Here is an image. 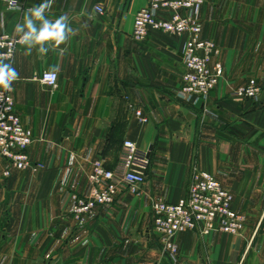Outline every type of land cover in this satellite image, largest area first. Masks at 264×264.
I'll list each match as a JSON object with an SVG mask.
<instances>
[{
	"label": "crops",
	"instance_id": "obj_1",
	"mask_svg": "<svg viewBox=\"0 0 264 264\" xmlns=\"http://www.w3.org/2000/svg\"><path fill=\"white\" fill-rule=\"evenodd\" d=\"M18 1L23 11L0 0V34L27 39L13 60L0 59V70L11 74L8 87L33 136L28 154L44 169L17 170L0 158V264H45L47 254L48 264H264V3L206 0L202 38L216 45L213 63L224 74L205 104H188L176 94L189 36L132 37L147 0ZM57 21L61 42L36 39ZM45 71L58 74L57 88L35 79ZM252 83L261 88L257 101L233 97ZM125 141L151 150L146 183L76 218L72 195L88 193L98 160L122 172ZM194 167L234 196L245 228L238 236L180 234L174 262L151 234V203L185 198Z\"/></svg>",
	"mask_w": 264,
	"mask_h": 264
},
{
	"label": "built area",
	"instance_id": "obj_2",
	"mask_svg": "<svg viewBox=\"0 0 264 264\" xmlns=\"http://www.w3.org/2000/svg\"><path fill=\"white\" fill-rule=\"evenodd\" d=\"M7 4L11 10L24 9L18 0H7ZM204 5L205 0H147L146 6L137 12L134 19L132 37L139 43L145 42L152 32L175 37L189 36L183 52L185 70L182 84L176 94L178 100L188 104H205L224 74L222 63H213L219 55L216 45L202 38L200 14ZM96 11L103 15L105 8L97 5ZM163 12L169 17L165 19ZM26 39V34H0V59L13 60ZM5 76L9 81L10 78ZM35 79L52 89L58 87L57 73L45 71ZM12 90L11 87L0 88V158L14 169L38 172L44 166L32 161L28 154L33 136L22 125ZM260 93L261 88L252 83L240 87L233 97L257 101ZM134 112L141 123L148 122L141 109L135 108ZM123 149L124 163L120 173L107 170L100 160L94 162L88 193L72 195L76 218L114 204L125 191L136 194L146 183L149 152L139 149L132 141H125ZM4 175L10 177L11 171L7 170ZM233 201L234 196L213 175L194 167L185 198L176 203L160 198L152 200L151 234L158 239L164 253L176 262L179 247L175 237L180 234L192 231L201 236H210L215 232L236 236L243 232L246 217L233 209Z\"/></svg>",
	"mask_w": 264,
	"mask_h": 264
},
{
	"label": "clouds",
	"instance_id": "obj_3",
	"mask_svg": "<svg viewBox=\"0 0 264 264\" xmlns=\"http://www.w3.org/2000/svg\"><path fill=\"white\" fill-rule=\"evenodd\" d=\"M40 13H41V10L38 9L35 11L34 15L37 18H39ZM29 27H31V25H29ZM36 39L39 41L55 39L57 43L61 42L64 39L62 24L59 21H57V23L52 25L51 28H49V26L46 24L44 28L42 29V31L39 33V35L36 36ZM10 76L11 74L9 73L8 77ZM0 87H5V88L8 87L5 73L2 70H0Z\"/></svg>",
	"mask_w": 264,
	"mask_h": 264
},
{
	"label": "rangeland",
	"instance_id": "obj_4",
	"mask_svg": "<svg viewBox=\"0 0 264 264\" xmlns=\"http://www.w3.org/2000/svg\"><path fill=\"white\" fill-rule=\"evenodd\" d=\"M228 1L229 0H219V3L221 4V6H227V5H229ZM241 1H243V0H241ZM254 1H256L257 4H259L261 1H262V4L264 3V0H254ZM205 2H206V0H205ZM236 236H238V235H236ZM52 258H53V256L51 254H47V255L44 256V260L43 261H44L45 264H48V263L52 262Z\"/></svg>",
	"mask_w": 264,
	"mask_h": 264
},
{
	"label": "water",
	"instance_id": "obj_5",
	"mask_svg": "<svg viewBox=\"0 0 264 264\" xmlns=\"http://www.w3.org/2000/svg\"><path fill=\"white\" fill-rule=\"evenodd\" d=\"M150 155H151V150L149 151V157H150Z\"/></svg>",
	"mask_w": 264,
	"mask_h": 264
}]
</instances>
